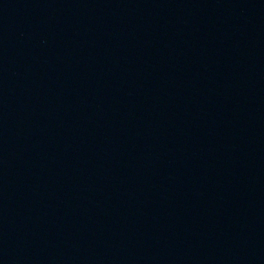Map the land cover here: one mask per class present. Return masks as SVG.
<instances>
[{"label":"water","instance_id":"obj_1","mask_svg":"<svg viewBox=\"0 0 264 264\" xmlns=\"http://www.w3.org/2000/svg\"><path fill=\"white\" fill-rule=\"evenodd\" d=\"M0 264H264V0H0Z\"/></svg>","mask_w":264,"mask_h":264}]
</instances>
